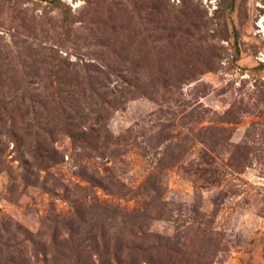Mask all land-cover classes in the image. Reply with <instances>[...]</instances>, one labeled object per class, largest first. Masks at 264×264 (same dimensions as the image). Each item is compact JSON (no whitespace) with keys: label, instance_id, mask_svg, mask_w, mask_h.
I'll return each instance as SVG.
<instances>
[{"label":"rangeland","instance_id":"374dc122","mask_svg":"<svg viewBox=\"0 0 264 264\" xmlns=\"http://www.w3.org/2000/svg\"><path fill=\"white\" fill-rule=\"evenodd\" d=\"M80 60L89 142L9 113ZM0 264H264V0H0Z\"/></svg>","mask_w":264,"mask_h":264},{"label":"trees","instance_id":"16d2710c","mask_svg":"<svg viewBox=\"0 0 264 264\" xmlns=\"http://www.w3.org/2000/svg\"><path fill=\"white\" fill-rule=\"evenodd\" d=\"M69 65H72L71 70H67L70 68ZM90 65L93 66V64H87L83 60L78 63L68 62L67 64H62L60 67H65V72L60 68L52 73L56 76L53 75L54 77L43 79L44 84L39 88H35L37 96L27 93L20 98V101L16 103L10 102L9 113L12 114L13 109L19 111L24 109V115L31 114L35 125L38 121L36 108L40 107L45 118L50 119L59 128L63 127V131L70 135L75 142H89L90 135L87 130H97L86 125L82 129L80 128V119L86 117L81 115L83 114L81 101L84 104H88L90 100L96 98V105L98 103H101L102 106L107 104L108 107L113 108H117L123 102L114 100V98L108 100L110 94H112V89L109 91L97 77L103 74L104 70L97 66L90 67ZM24 82L26 83L24 84V90L27 91L29 85L28 82ZM103 111L101 109L91 111L94 114V116L91 115V120H93L94 124H99V129L102 131L103 125L99 122L102 120Z\"/></svg>","mask_w":264,"mask_h":264}]
</instances>
